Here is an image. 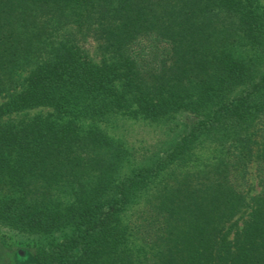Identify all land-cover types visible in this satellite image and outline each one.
<instances>
[{"label":"trees","instance_id":"1","mask_svg":"<svg viewBox=\"0 0 264 264\" xmlns=\"http://www.w3.org/2000/svg\"><path fill=\"white\" fill-rule=\"evenodd\" d=\"M2 228L31 264H264L260 0H0Z\"/></svg>","mask_w":264,"mask_h":264},{"label":"rangeland","instance_id":"2","mask_svg":"<svg viewBox=\"0 0 264 264\" xmlns=\"http://www.w3.org/2000/svg\"><path fill=\"white\" fill-rule=\"evenodd\" d=\"M260 3L264 6V0H260ZM90 52L95 57L94 47L90 48ZM47 109L42 111L46 112ZM39 110H31L29 113L34 114ZM25 115V112H22ZM182 121V118H179ZM168 122H149L142 118H131L126 116L113 117L105 124L108 134L116 139L123 141L126 148L130 151L144 153L150 149L158 147L163 139L167 138ZM249 185L247 186V196H253L256 194L260 187L258 185V179L256 176L255 167L252 165L248 174ZM2 236H0L2 242L0 247V262L3 264H31L35 261L34 254L32 252V245L29 244V240L25 235L16 234L15 232L2 228ZM19 249L22 253L14 255V250ZM24 251L25 254L23 253Z\"/></svg>","mask_w":264,"mask_h":264}]
</instances>
